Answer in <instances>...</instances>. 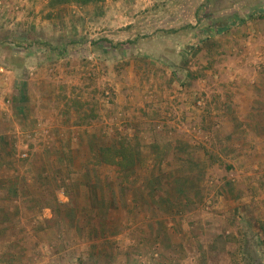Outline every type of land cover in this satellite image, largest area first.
Segmentation results:
<instances>
[{
	"label": "rangeland",
	"instance_id": "1",
	"mask_svg": "<svg viewBox=\"0 0 264 264\" xmlns=\"http://www.w3.org/2000/svg\"><path fill=\"white\" fill-rule=\"evenodd\" d=\"M0 66V264H264V0H0Z\"/></svg>",
	"mask_w": 264,
	"mask_h": 264
},
{
	"label": "trees",
	"instance_id": "2",
	"mask_svg": "<svg viewBox=\"0 0 264 264\" xmlns=\"http://www.w3.org/2000/svg\"><path fill=\"white\" fill-rule=\"evenodd\" d=\"M54 3H63L75 1L79 3H88L94 0H53ZM102 159L104 162L116 165L120 170L127 169L135 164V154L124 139L118 140L117 144L104 148L102 150Z\"/></svg>",
	"mask_w": 264,
	"mask_h": 264
},
{
	"label": "built area",
	"instance_id": "3",
	"mask_svg": "<svg viewBox=\"0 0 264 264\" xmlns=\"http://www.w3.org/2000/svg\"><path fill=\"white\" fill-rule=\"evenodd\" d=\"M2 70V67L0 66V71Z\"/></svg>",
	"mask_w": 264,
	"mask_h": 264
}]
</instances>
